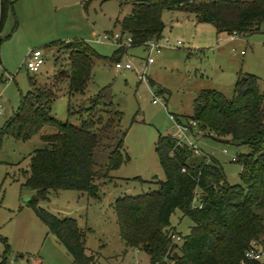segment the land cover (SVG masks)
Instances as JSON below:
<instances>
[{"label":"rangeland","instance_id":"374dc122","mask_svg":"<svg viewBox=\"0 0 264 264\" xmlns=\"http://www.w3.org/2000/svg\"><path fill=\"white\" fill-rule=\"evenodd\" d=\"M8 1L12 7L6 12L0 31V128L18 109L21 96L29 91L28 77L41 86L67 66L71 51L65 48L70 45L65 44L69 42L85 44L95 57L82 93L69 98L58 93L50 102V116L76 127L79 116H84L83 110L98 93L105 106L99 110L112 108L120 115L118 132H111L107 140L101 139L93 152L94 168L105 170L109 153L122 136L121 162L107 172V179L97 183L96 196L49 191L47 200L37 206L57 218L74 219L84 232L86 251L99 256L96 264H148L142 252H123L112 204L123 195L154 191L157 183L163 181L155 145L159 136L176 133L172 118L179 122L183 140L192 142L201 156L220 166L228 185L240 183V166L231 159L246 153L247 148L217 142L195 128L189 131L185 125L192 114V100L201 90H214L230 99L238 77L251 75L264 95V20L255 33L228 36L217 34L210 24L197 23L192 15L164 11L157 43L161 49L148 52L144 46L129 47L123 34L117 40L122 45L121 52L114 54L115 42L99 40L105 34H120L115 20L128 15L131 4L139 0ZM51 44L55 45L50 47ZM32 50L41 51L44 58L36 75L21 66L26 53ZM147 58H151L150 64L146 63ZM114 62L128 63L130 69L117 71ZM50 132L44 127L26 141L10 136L0 140V236L6 238L8 245L5 264H25V260L32 264L37 256L41 264H72L70 256L25 206V200L34 196L32 190L22 186L29 157L43 146L39 134ZM196 203L194 198L191 205ZM169 222L182 236L191 225L178 210L171 214ZM257 246L261 253L258 261L264 264V246Z\"/></svg>","mask_w":264,"mask_h":264},{"label":"trees","instance_id":"16d2710c","mask_svg":"<svg viewBox=\"0 0 264 264\" xmlns=\"http://www.w3.org/2000/svg\"><path fill=\"white\" fill-rule=\"evenodd\" d=\"M11 7L12 2L0 0V31ZM172 10L192 15L197 23L210 24L217 34L228 36L255 33L264 20V0H139L115 24L120 34L129 37V47L143 46L161 38V14ZM65 45H70L65 48L71 51L67 66L41 86L27 78L29 91L21 96L18 109L0 128V140L10 136L26 141L44 127L52 130L39 134L43 146L29 157L22 186L32 190L34 196L25 206L70 256L72 264H96L99 256L86 251L84 232L74 219L57 218L37 206L47 200L49 191H75L94 198L97 183L107 179V172L121 162L122 136L109 153L105 170L94 168L95 148L111 132H118L120 117L112 108L99 110L105 107L100 93L90 100L76 127L50 116V102L58 93L67 98L82 93L95 57L81 42ZM120 52L117 47L114 54ZM188 120L185 127L189 131L195 128L217 142L247 148L246 153L234 158L240 166V183L228 185L214 160L192 156L170 135L159 136L155 154L163 181L154 191L123 195L112 204L123 248L144 253L148 264H262L244 256L252 243L264 246V95L256 79L251 75L238 77L230 99L214 90L199 91L192 100ZM194 198L197 203L192 206ZM175 210L191 224L184 236L169 222ZM172 237L179 239L178 244ZM0 243L4 257L8 245L1 236Z\"/></svg>","mask_w":264,"mask_h":264},{"label":"built area","instance_id":"2783aa9c","mask_svg":"<svg viewBox=\"0 0 264 264\" xmlns=\"http://www.w3.org/2000/svg\"><path fill=\"white\" fill-rule=\"evenodd\" d=\"M120 35L122 34H113V35H103L99 41H112L116 43L117 47H122V45H120L119 41L117 42V40L120 39ZM233 36V35H231ZM125 42L127 44H129L130 39L127 35H125ZM167 42V41H165ZM158 40H150L148 42H146L143 46L146 49V51H157L159 49H161L160 46H158ZM179 42L176 41L175 42V46H178ZM151 58H147L146 59V63L150 64ZM44 64V58L42 56L41 51L39 50H32L26 53V55L24 56L23 62H22V67L24 68V70L32 75H36L40 68L43 66ZM113 67L115 70L119 71V70H129L130 66L128 63H124V64H120L119 62H114ZM177 127V131L176 133L170 135L172 138H174L176 140V144L179 146H183L185 145L190 151L192 156L194 157H199L201 156L200 151L196 148V146L192 143V142H187L183 140V133L181 131V129L179 128V126L176 124ZM232 162H234V158L231 159ZM183 171V170H181ZM173 242L175 241H179V239L177 237H172ZM257 244L256 243H252L250 248L245 252V257L247 259H252V260H258L261 253L260 250L257 248ZM170 264V263H168Z\"/></svg>","mask_w":264,"mask_h":264},{"label":"crops","instance_id":"0c3cea01","mask_svg":"<svg viewBox=\"0 0 264 264\" xmlns=\"http://www.w3.org/2000/svg\"><path fill=\"white\" fill-rule=\"evenodd\" d=\"M185 15V14H184ZM218 34H222V33H218ZM172 120H173V118H172ZM174 121V120H173ZM175 124H177V123H175ZM178 125V124H177ZM35 217V216H34ZM37 220V219H36ZM38 221V220H37ZM39 222V221H38ZM40 223V222H39ZM41 224V223H40ZM42 225V224H41ZM3 237V236H2ZM3 238H5V237H3ZM52 239L54 240V242L56 243V241H55V239H54V237L52 236ZM5 240H6V238H5ZM128 250H125L124 248H123V252L125 253V252H127ZM138 253V252H137ZM5 256H7L6 254L4 255V257H2V260H1V262H0V264H5V262H6V257ZM26 262H25V264L27 263L28 264V261L27 260H25ZM41 258H39L38 256L35 258V259H33V260H31V262H32V264H41ZM7 263V262H6ZM9 264L11 263L10 261L8 262ZM21 264H22V262H20Z\"/></svg>","mask_w":264,"mask_h":264},{"label":"water","instance_id":"95a60500","mask_svg":"<svg viewBox=\"0 0 264 264\" xmlns=\"http://www.w3.org/2000/svg\"><path fill=\"white\" fill-rule=\"evenodd\" d=\"M27 200H25V202H26Z\"/></svg>","mask_w":264,"mask_h":264}]
</instances>
